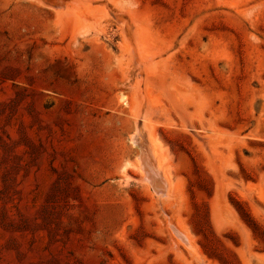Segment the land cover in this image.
Here are the masks:
<instances>
[{"label": "rangeland", "instance_id": "1", "mask_svg": "<svg viewBox=\"0 0 264 264\" xmlns=\"http://www.w3.org/2000/svg\"><path fill=\"white\" fill-rule=\"evenodd\" d=\"M0 264H264V0H0Z\"/></svg>", "mask_w": 264, "mask_h": 264}, {"label": "bare ground", "instance_id": "2", "mask_svg": "<svg viewBox=\"0 0 264 264\" xmlns=\"http://www.w3.org/2000/svg\"><path fill=\"white\" fill-rule=\"evenodd\" d=\"M151 139V138H150ZM153 140H154V138H152ZM153 142V141H152ZM155 142V141H154ZM153 147V146H152ZM155 147H156V145H155ZM155 147H154V151H153V154H152V156H153V158L155 159V155H156V149H155ZM157 148V147H156ZM151 150H152V148H151ZM157 150H159V148H157ZM159 154V153H158ZM161 154V153H160ZM160 156V155H159ZM152 161V160H151ZM147 165H149L148 163H146ZM149 166H152V164L151 165H149ZM148 167V166H147ZM146 168V167H145ZM153 168V167H152ZM148 169V168H147ZM150 169H151V167H150ZM154 169V168H153ZM148 171V170H147ZM152 171V170H151ZM149 172V171H148ZM154 173L155 174H157V173H161V175H162V177H163V180H164V182H165V185H164V188H165V190L163 191V190H161L162 189V186H161V188L160 187H158V186H155L154 188H155V192H156V194H157V196L159 197V198H166V197H168V195L173 191V189H174V184H173V181H172V179H171V177L169 176V174H168V172H167V170H166V168L164 167V165H163V163H162V160L160 159V158H158V157H156V160H155V169H154ZM151 174V177H153V179H155V176H154V174L153 173H150ZM160 176V175H159ZM157 177V176H156ZM157 179V178H156ZM162 182V181H161ZM154 184H155V181L153 182ZM157 185V184H156ZM185 239V238H184Z\"/></svg>", "mask_w": 264, "mask_h": 264}]
</instances>
